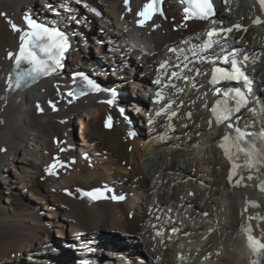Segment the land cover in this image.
<instances>
[{
    "label": "bare ground",
    "instance_id": "obj_1",
    "mask_svg": "<svg viewBox=\"0 0 264 264\" xmlns=\"http://www.w3.org/2000/svg\"><path fill=\"white\" fill-rule=\"evenodd\" d=\"M88 1L104 8L105 20L99 26L104 32L95 33L98 24L93 16L84 20L86 8H78L73 17L65 12V21L54 23L70 45L64 53V69L13 95L7 94L13 60H7L6 54L18 46L19 33L14 34L0 16V264L67 260L71 264L83 260L85 264H117L106 255L110 252L123 264H255L239 230L249 224L264 240V219H259L264 217V192L259 188L264 168L245 174L240 186L229 181V160L220 147L224 130L208 127L211 100L204 80L195 76L191 66L183 67L188 62L183 61L181 50L197 40L205 24L192 22L188 29H179L181 16L168 2L166 20L154 22L153 30L139 29L134 13L146 0H130L132 13L126 11L124 0ZM228 2L221 5L217 19L225 26L242 25L240 31L228 34L227 45L256 58L247 65L260 101L254 102L255 108L262 111L260 118L249 109L241 120H254L252 128L264 130V24H253L258 10L250 0ZM64 5L68 0H0V13L5 11L9 17L18 13L20 19L25 10H35L52 16L48 14L52 8ZM84 37L94 43L99 63L94 57L83 56ZM132 40L138 50L130 53L124 41ZM108 46L113 50L108 51ZM74 47L80 51H73ZM164 60L169 66L160 69ZM124 61L129 66L121 69ZM80 65L89 67L87 71L91 73V69L93 75L104 71L98 75L102 84L125 92L120 99L129 112L135 109L130 117L138 138L129 137L127 119L110 129L105 127L109 106L93 97L67 95L71 83L67 73ZM109 65L116 68L115 80L103 77ZM197 67L201 73L207 70L201 63ZM181 70L178 78L170 76L171 71ZM184 76L192 78L190 84H183ZM157 78L160 85L154 83ZM157 91L163 95L158 103ZM170 102V112L177 115L171 119L170 112L157 116L159 108ZM139 107L144 110L139 111ZM79 120L80 136L76 127ZM64 138L68 143L61 145ZM74 143L77 149H70ZM56 154L67 161L76 157L77 162L59 166L56 174L49 175L46 169ZM248 175L253 180L248 181ZM107 181L119 183L137 199L93 203L79 198L74 190ZM69 192L75 197L68 196ZM69 230L87 231L95 237L104 234L109 239L99 243L109 248L92 253H87L89 248L81 249V254L68 248L54 253L49 243L60 238L57 233ZM102 254L108 260L96 262Z\"/></svg>",
    "mask_w": 264,
    "mask_h": 264
},
{
    "label": "snow or ice",
    "instance_id": "obj_2",
    "mask_svg": "<svg viewBox=\"0 0 264 264\" xmlns=\"http://www.w3.org/2000/svg\"><path fill=\"white\" fill-rule=\"evenodd\" d=\"M162 0H147L146 3L143 4L142 8L139 11H136L134 15L137 17L135 24L137 27H145L149 24V22L153 21V17L159 11L160 15H163V11L158 9V5H160ZM183 4L186 5L184 7V18L190 19L195 18L202 21H208L212 27L207 31L206 36L207 40L202 42L201 51L206 52L211 50L214 45L219 46L220 54L216 55V60H223L225 64H229L230 68H222L216 67L211 72V80L210 83L217 84L220 81H236L238 83L243 82L245 86L248 85L249 80L248 76L245 74V69L247 67V62L251 59L252 63L256 62V58L250 56L247 53L243 54L242 59H237L240 55V50L235 49L232 51H228L225 48V45L228 44V34L233 33L234 29L236 31H240L242 29V25L237 23L232 26L223 25V21L213 20L212 17L216 15L214 10V5L212 0H181ZM261 11L264 12V0H258ZM124 7L127 12L132 13L133 9L130 7V0H124ZM0 15H5L0 13ZM26 30L17 26L10 19L7 21L10 24L12 31L20 33L19 35V47L18 51L15 53L9 51L7 53V59L14 61V68L12 73H14V79L12 73L9 74L7 80V86L9 89L15 88L19 89L21 87L29 85L31 82H34L39 77L42 76H50L53 73L57 72L61 67V59L64 53L70 47L69 41L67 39L66 34L59 30L58 28L51 27L44 23H39L35 19L30 16L24 17ZM253 24L260 25L264 24V20L261 19L260 16H257L253 20ZM247 30L246 28L244 29ZM125 31H128L126 28ZM215 38V39H214ZM223 41V43H221ZM133 48L137 47V45L132 44ZM171 52H176V49H169ZM182 51V50H181ZM193 56H197L199 60L204 61L207 59L206 56L201 55L195 49H192ZM43 54V55H40ZM185 60H188L187 56H184ZM169 66V61L164 60L160 63V69H166ZM176 67H180L176 65ZM183 67L187 68V64L183 65ZM192 69H189L191 71ZM197 75H207L206 73H201L199 69H195ZM181 75L180 72L173 71L171 72V77H179ZM87 85L90 90L94 92H99L100 86L95 83L93 80L88 79ZM185 80L192 79L191 77L184 76ZM155 84L160 85L161 79L157 78L154 81ZM168 86V85H165ZM174 87V85H172ZM196 87L195 83L192 85ZM248 92L251 91L250 88L247 89ZM182 91V90H181ZM215 91L219 94L220 89H215ZM85 92L81 91L79 93H74L73 91H68L67 95L73 97L75 95H84ZM223 95L227 97H231L233 101V105L230 106L227 102V99L222 103L221 101H217L214 106L211 107V113L215 117L216 123H225L227 122V127L229 129H233L236 133L234 139L230 136H224L222 139L224 142H228L230 139L232 140V146L236 148L237 152L243 153L244 155V167L249 170H255L257 172L260 171L261 168H264V131L253 132L247 129H241L240 127H234L231 122L232 113L239 112L240 109L248 104V98L245 95L244 91L241 88H235L233 92H225ZM112 96L115 97V93H112ZM157 103L163 99V95L161 91H157L156 93ZM71 102V101H69ZM107 103L112 104L113 100H108ZM53 108L55 106L53 105ZM171 108V102L164 105L156 113L157 116H160L166 109ZM121 113H123V109H120ZM177 113L175 111H171V115L169 119L175 117ZM188 117H191V113H188ZM112 117L109 116L107 121L105 122V127H112ZM149 123H153V120L150 119ZM212 121H209V126L211 127ZM169 128L173 126L170 124ZM129 136H134V132H129ZM220 147L224 149L225 155L231 160L232 155L231 151L228 147H225V143H221ZM3 149H0L2 151ZM63 151V149H61ZM57 165L60 167H64L63 162L57 160L56 163L51 164L46 171L49 175H54L55 169ZM241 168L240 164L233 163L231 172L229 174V181L234 182L237 186H240L242 182L245 181V177L238 173V169ZM233 177H238L233 180ZM248 181L253 180L252 175H248L246 178ZM246 186V184H245ZM260 191L264 192V178H261V184L259 185ZM67 191V190H66ZM105 191L111 192L112 189L105 188L102 190L101 188H96L91 192L86 193V195L90 196L94 200L105 198ZM69 195L72 193L69 192ZM113 200H124L125 196L123 195H113L111 197ZM253 207H258L255 202H251ZM248 209H245L247 211ZM170 211V210H169ZM207 215V213H205ZM257 217H250L249 219H256ZM259 219H264V217H260ZM176 231V229H173ZM248 231V242L252 247L253 251L258 255L264 254V242H261V238H257L256 236L251 234V228L246 229ZM159 235V233H157Z\"/></svg>",
    "mask_w": 264,
    "mask_h": 264
},
{
    "label": "rangeland",
    "instance_id": "obj_3",
    "mask_svg": "<svg viewBox=\"0 0 264 264\" xmlns=\"http://www.w3.org/2000/svg\"><path fill=\"white\" fill-rule=\"evenodd\" d=\"M95 23V22H94ZM100 26V24H98V26H96L95 27V33L97 34V35H99L100 34V29H101V27H99ZM83 30V29H82ZM84 31V30H83ZM81 40H82V38H81ZM86 40H87V38H83V41H82V46L83 47H86L85 49H84V52H83V56H87V58L88 59H90L91 58V60L93 59V57L95 56V45H94V43L93 42H91V41H89L88 40V42L89 43H86ZM73 51H76V52H78V51H80L79 50V48L78 47H74L73 48ZM94 60L96 61V62H98V60H97V58L96 57H94ZM99 63V62H98ZM80 66H83V65H80ZM106 68H107V70H109V72H111V77H113V73H116V71H114L116 68L115 67H112V66H106ZM64 68L62 67V70H63ZM69 73V72H68ZM68 73H67V75H68ZM109 77V76H108ZM111 77H109V78H111ZM143 78V77H142ZM114 80H115V77L113 78ZM118 80V79H117ZM121 80V79H120ZM135 111V109L133 108L132 110H131V112H129L128 111V108L126 107V113H127V115H128V118L134 123V121H133V119L130 117V115H131V113L133 114V112ZM80 123V120L77 122V124H78V126H76V127H78V136H80L81 135V133H82V126H80L79 127V125H82V124H79ZM135 125V124H134ZM135 127H136V125H135ZM77 147V146H76ZM60 239V238H59ZM106 255H110L111 257V259L113 260V261H118V263L117 264H123V262H122V260H121V258L120 257H118L116 254H114V253H107ZM102 256V257H101ZM100 257H97L96 258V262H104V261H107L106 260V257H104V254H102ZM104 257V258H103ZM119 258V260H121V261H119V260H116V259H118ZM75 262H77V260H75ZM31 262H29V263H26V264H30ZM31 264H34V263H31ZM52 264V263H51ZM53 264H55V263H53ZM56 264H71V262L69 261V260H67V262H65V261H60V262H58V263H56ZM77 264V263H76ZM92 264H93V262H92ZM95 264V263H94Z\"/></svg>",
    "mask_w": 264,
    "mask_h": 264
},
{
    "label": "water",
    "instance_id": "obj_4",
    "mask_svg": "<svg viewBox=\"0 0 264 264\" xmlns=\"http://www.w3.org/2000/svg\"><path fill=\"white\" fill-rule=\"evenodd\" d=\"M113 115L115 116L116 121L123 120L122 113L119 108H116V110L113 112Z\"/></svg>",
    "mask_w": 264,
    "mask_h": 264
}]
</instances>
